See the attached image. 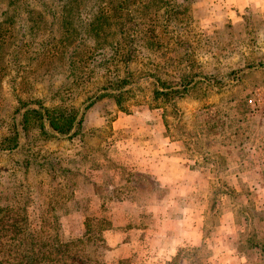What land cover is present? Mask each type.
Wrapping results in <instances>:
<instances>
[{
    "label": "rangeland",
    "instance_id": "rangeland-1",
    "mask_svg": "<svg viewBox=\"0 0 264 264\" xmlns=\"http://www.w3.org/2000/svg\"><path fill=\"white\" fill-rule=\"evenodd\" d=\"M129 1L142 27L156 28L161 47L135 38L137 52L118 70L68 75V61L56 60L35 73L0 75V107L25 90L53 100L61 88L63 99L81 108L124 72L141 85L123 110L106 97L90 104L80 136L43 143L51 156L77 167L74 198L64 181L33 175L28 215L60 201L61 191L68 210L73 202L79 207L62 216L65 235L80 232L85 218L104 220L103 264H264V253L247 242L264 244V0ZM167 9L179 20L164 32ZM183 73L193 86L175 108L153 100L154 75L175 84ZM233 130L249 159L242 145L233 146L236 136L227 137ZM179 153L196 157L181 162L204 174L175 172L170 158L179 160Z\"/></svg>",
    "mask_w": 264,
    "mask_h": 264
},
{
    "label": "trees",
    "instance_id": "trees-1",
    "mask_svg": "<svg viewBox=\"0 0 264 264\" xmlns=\"http://www.w3.org/2000/svg\"><path fill=\"white\" fill-rule=\"evenodd\" d=\"M131 3L0 0V75L11 70L35 73L37 68L56 60L68 61V75L86 73L81 71L85 68L104 70L108 65L118 70V62L127 66L137 52L136 45L132 46L135 38L156 49L161 47L156 28L142 27L144 23L130 11ZM169 12L168 9L162 12L164 32H168L169 22L179 20L171 18L178 11H172L171 15ZM51 26L54 28L46 35ZM118 75L122 76L113 82L105 81L94 101L81 108L72 103V98L63 99L61 88L53 92V100L49 101L27 90L21 91L14 103L4 99L0 107V264H103L99 252L103 246L102 232L107 228L104 220L85 218L80 232L65 235L62 216L69 210L79 211V207L73 202L68 210L61 191L56 193L60 201L45 202L37 216L30 217L33 188L29 178L39 175L64 181L70 189L69 198H74L71 177L78 175L77 167L51 156L43 143L62 136H80L86 110L96 100L111 98L123 110L124 100L141 85H136L125 72ZM183 75L175 84L154 75L153 100L175 108V101L186 96L193 86V78ZM28 83L23 82L25 86ZM23 92L24 97H20ZM231 135L236 136L232 139L233 146L242 145L240 154L249 159V147L246 148L244 140L239 139L236 130L227 137ZM247 242L250 248L264 253L263 243L252 237Z\"/></svg>",
    "mask_w": 264,
    "mask_h": 264
},
{
    "label": "crops",
    "instance_id": "crops-1",
    "mask_svg": "<svg viewBox=\"0 0 264 264\" xmlns=\"http://www.w3.org/2000/svg\"><path fill=\"white\" fill-rule=\"evenodd\" d=\"M184 155L182 154H180L179 153V160L177 159V157H173V158H170V161H172V160H174L173 162L174 163H176L177 164V167L176 168H174L175 169V172H178V173H180L182 176H195V175H203L204 173H203V171H201V172H197V171H195V172H193L194 170L193 169H195L196 167H195V165H193V166H186V167H184V163H182L181 161H183L184 159H186L187 158V160H191V159H193L194 160V163H195V159H196V157H190V155H188L187 157H183ZM201 158H203V157H201ZM173 165H175V164H173ZM168 174H172L171 173V171H168ZM189 185H187V189L188 190H190L191 189V186L194 184V181H193V183H188ZM194 186H195V184H194ZM202 237H200V239H201Z\"/></svg>",
    "mask_w": 264,
    "mask_h": 264
},
{
    "label": "built area",
    "instance_id": "built-area-1",
    "mask_svg": "<svg viewBox=\"0 0 264 264\" xmlns=\"http://www.w3.org/2000/svg\"><path fill=\"white\" fill-rule=\"evenodd\" d=\"M250 103H253L252 100H250Z\"/></svg>",
    "mask_w": 264,
    "mask_h": 264
}]
</instances>
